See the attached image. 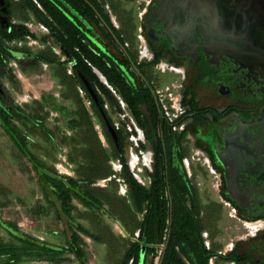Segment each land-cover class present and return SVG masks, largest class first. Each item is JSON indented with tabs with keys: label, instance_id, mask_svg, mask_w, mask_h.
<instances>
[{
	"label": "trees",
	"instance_id": "obj_1",
	"mask_svg": "<svg viewBox=\"0 0 264 264\" xmlns=\"http://www.w3.org/2000/svg\"><path fill=\"white\" fill-rule=\"evenodd\" d=\"M6 1L14 4L18 13L24 12L25 6L31 8L37 15V19L49 27L53 36L72 52L76 63L73 65L72 73L65 78L71 90L65 92L64 96L71 97L75 102V108L71 111L69 119L76 131L71 134L66 133L64 142L59 143L42 123L38 112L24 109L18 104L15 107L0 106V118L4 128L24 156L31 161L48 200L55 204L58 217L65 224L67 234L65 244H56L23 231L17 223L5 219L14 230L0 224L21 243H7L0 240V260L7 257L12 263L24 258L57 260L65 258L67 253H74L80 264H88L86 241L81 234H88L99 241L103 240V235L91 231L76 218L75 210L79 207L74 202L75 199L83 203L89 212L102 211L112 219L122 222L128 236L118 264H152L158 255V264H209L210 257L215 254L219 257L218 264H227V260L233 259L231 252L226 254L217 252L218 248L223 246L222 242L213 241L211 248H208L205 243L203 230L210 231L213 240L221 233L219 220L222 218L224 206L214 199L207 201L196 182V176L188 175L184 164V158L191 149L188 130L174 129V122L170 121L162 110L156 95V86L147 85L149 78L146 71L141 73L145 85L133 82L123 68V64H127L129 59L128 61L122 59L114 51L105 52L96 43H93L96 51L91 49L79 37L81 31L75 29L63 14L60 16L48 2L30 0L28 3L21 4L15 2L16 0ZM93 1L96 6L97 0ZM40 3L46 8L43 18L38 6ZM91 14L97 21H104L114 40L125 46L127 36L122 29L113 24L109 13L94 7ZM14 29V32H9L7 28L0 26V63L4 66L8 65L14 57L9 52L11 46L7 39H26L28 36L36 35L26 24L16 25ZM127 52L135 65L140 67L143 65V63L138 64V57L132 51L128 49ZM38 55L51 65L66 62L61 60L50 46L46 53L39 52ZM160 56L158 54L152 60V64L158 63ZM94 67L105 74L113 89L100 79ZM82 74L92 83L98 99L94 98L88 89ZM79 84L84 88L85 96L81 94ZM119 95L127 102L130 112L142 127L145 123L142 120L141 104L146 103L154 126L158 130L156 135L158 146L154 155L157 162L156 171L150 172L152 175L150 183L140 182L127 162L126 142L129 140L131 131L125 122L117 127L114 119V114L121 109ZM86 98L91 100L90 106L86 103ZM47 101H39V105L42 108L46 107ZM106 103L109 107H106ZM185 103H191L194 110L182 114L176 122L186 120L190 116H198L202 119L195 112L198 108L194 101L187 99ZM94 116L103 125L110 143V150L103 144L93 121ZM15 118H25L28 124L32 122L41 127L53 145L52 153L50 152L52 157L55 155L54 151L58 147L61 148L64 143L74 146L79 153L83 154V158L70 155L71 160L76 163L77 176L61 174L55 165H49L40 160L32 147L34 142L30 140L28 133L16 124ZM109 124L116 130L118 141L115 140ZM93 142L98 144L99 151L95 149ZM141 146L146 147V144L142 142ZM112 158L122 160V171L114 170L110 162ZM115 173L117 176L110 179L107 186L94 184L96 179L109 177ZM117 177H122L126 182L128 186L126 194L119 193L120 181ZM46 183L59 198L62 210L68 216V224L65 223L57 203L51 198ZM0 217L2 218L1 215ZM138 229H140L139 235H136ZM144 247L145 257L143 258ZM179 250L189 262L182 260Z\"/></svg>",
	"mask_w": 264,
	"mask_h": 264
},
{
	"label": "flooded vegetation",
	"instance_id": "obj_2",
	"mask_svg": "<svg viewBox=\"0 0 264 264\" xmlns=\"http://www.w3.org/2000/svg\"><path fill=\"white\" fill-rule=\"evenodd\" d=\"M44 1L81 31L79 37L90 48L103 37L101 27L106 25L92 16L94 7L107 13L111 7L123 6L142 11L138 19L152 59L160 54V60L179 68L184 102L194 101L198 108L195 112L202 117L186 119L185 129L191 141L206 152L220 172L221 193L236 208V216L253 224L226 251L233 256L227 264H264V0H97L96 6L93 0ZM15 2L25 4L30 0ZM38 6L43 18L46 8L42 3ZM0 9V26L9 32L26 23L19 18L14 4L0 0ZM27 9L36 20L35 12L25 6ZM33 31L39 37L36 47L39 49L45 37ZM7 42L10 53L21 52L16 57L19 67L22 64L26 67L33 56L38 60L35 48L33 51L24 48L25 38ZM122 49L119 56L129 59L123 64L129 79L145 85L141 76L145 71L143 65H135L127 48ZM75 63L74 58L72 65ZM142 63L143 60L138 61ZM1 65L8 74L12 70L18 80L12 61ZM2 73L0 79L7 91L6 97L0 93V106L20 105L11 92L14 82H6ZM147 85L153 84L148 80ZM187 104L186 113H190L194 108ZM143 121L146 133L152 135L156 129L153 120L149 122L143 115Z\"/></svg>",
	"mask_w": 264,
	"mask_h": 264
},
{
	"label": "rangeland",
	"instance_id": "obj_3",
	"mask_svg": "<svg viewBox=\"0 0 264 264\" xmlns=\"http://www.w3.org/2000/svg\"><path fill=\"white\" fill-rule=\"evenodd\" d=\"M118 8V7H117ZM21 14V13H20ZM127 18H130L131 13H127ZM138 14H141V10H136L137 15V28L135 29L137 36L140 35L141 29L143 30V25L141 21L138 19ZM25 16V14H22ZM25 18V17H24ZM132 23V22H131ZM33 30L38 32L39 34H43L40 26H37L36 23L33 25ZM124 32L126 35L130 34L129 28L125 27ZM49 35V32H46ZM51 35V33H50ZM48 43V38L46 40ZM33 48L36 49L37 45L32 44ZM49 49V48H48ZM58 54V53H57ZM65 55L62 53L58 54L60 58ZM14 63H19V60H12ZM36 70H41V66L35 64L34 66ZM33 67V68H34ZM49 66L46 69V72L50 73ZM11 71V74H8L7 71H3L2 65L0 63V72L2 76L6 79V82L13 81L14 85L19 87V81L16 80V75ZM12 75V76H11ZM46 78V77H45ZM43 76H39L38 73H34L31 75V85L29 86L28 80L25 79V85L31 87L29 93L30 96L25 101L15 90V87H11V92L15 100H17L20 105L25 109L33 110L39 113L41 116V121L45 124L46 128L52 132L53 137L57 142H64V137L66 133L71 134L75 133L76 129L72 127L70 124V116H65L61 114L60 116H50V111L46 107H41L39 105V101L48 100L49 106L53 108L54 100L57 101L54 97H51L52 92H55V88H46L45 80ZM10 81V84L12 83ZM11 86V85H10ZM45 86V87H44ZM38 95V96H36ZM22 98V99H21ZM43 99V100H42ZM51 100V101H49ZM74 109V108H73ZM118 113L114 114L117 117ZM16 124L30 137H32L33 144L32 147L36 153V148L39 146H45L44 157H40L44 163L49 165H55L58 172H60L57 164L60 162L59 155L63 148L67 149L68 159L71 163H73L74 172L72 174L77 176V172L75 170V161L71 160V157L83 158V154L79 153L74 146H69L64 143L62 149L59 147L54 151L56 154L51 156L53 145L49 140L47 134L38 127L36 124L30 122L28 124L25 118H15ZM93 121L95 123L96 128L106 137L105 142L107 143L108 149L110 150V143L108 142L107 136L103 129V125L99 123V120L94 116ZM91 135L94 137L93 132L91 131ZM89 135V137H91ZM40 143V144H39ZM93 145L96 147L97 151L100 150L98 144L93 142ZM194 147V146H193ZM71 155V157H70ZM83 161V160H82ZM67 174V173H61ZM96 179L95 182H97ZM94 182V184H95ZM207 188L204 189V194L206 197H215L218 196L214 186H212V177H207ZM97 185V184H95ZM100 185V184H99ZM102 186V185H100ZM58 198V197H56ZM55 199V196H54ZM79 208L75 210V216L77 219L84 220L88 227L91 230L99 233V235H104V237L110 235L111 226L110 221L112 218L105 214L102 211L89 212L86 206L81 203L79 200H74ZM0 215L4 219H9L15 223H17L23 231L29 232L34 235H44L46 240L52 241L56 244L66 243L67 237L63 234L65 232V224L62 219L58 217L57 210L55 204L51 203L47 195L44 191V187L38 178V174L34 169L31 161L24 156L21 150L17 147L14 140L11 138L7 130L3 126V122L0 118ZM244 217L239 216H229L226 215L224 219H222L220 225L222 228V232L220 235H217L216 239L221 240L223 243V247L221 250H224V246L232 247L234 243H236L237 238H240L242 235L246 234L249 229L245 226ZM117 226V224H116ZM118 227V226H117ZM46 234H45V233ZM82 235V234H81ZM84 239H86L85 246H87V250L89 251L92 258H95V253L98 254V260L103 258L102 261H97V264H104L106 261H109L110 256H106L105 250L98 244L95 243V240L88 235H82ZM0 240L7 243H21L15 239L14 235L8 232V230L0 224ZM112 243V242H111ZM220 249V248H219ZM230 250V249H229ZM111 254V251H110ZM70 257L69 264H77L74 261L77 259L74 253H67L65 257ZM0 264H57L54 260L51 259H23L19 262L12 263L10 259L7 257L5 259L0 260ZM231 264V262L229 263Z\"/></svg>",
	"mask_w": 264,
	"mask_h": 264
},
{
	"label": "crops",
	"instance_id": "obj_4",
	"mask_svg": "<svg viewBox=\"0 0 264 264\" xmlns=\"http://www.w3.org/2000/svg\"><path fill=\"white\" fill-rule=\"evenodd\" d=\"M109 1L111 2V0H109ZM23 11L24 12H22L21 14L18 13V16H19L20 19L25 20V22H26L25 24L28 25V27L30 28L31 31H33V25L35 23H36L37 26H40V28H41L40 24L43 23V22H37V19L36 20L34 19L30 9H27V11L26 10H23ZM127 13H131V15H130L131 17L130 18H127V15H128ZM22 14H25V16H22ZM109 15L111 16L113 24L117 28L122 29L123 33L126 35V33L124 32V28L127 27V28H129L130 34L126 35L127 38H126L125 46H124V45L120 44L119 42H117L116 40H114L111 37L110 32H109V30H108L106 25L104 26V28L101 27V31L103 33V37L100 38L99 41L103 45V47L105 49L104 50L103 48H101L103 51L107 52V51L110 50V51L116 52L117 54L123 53V49L122 48H124V49L127 48V50L129 49L130 51H132V53L135 54L136 57H138V61H142L143 60V68L145 69L146 73L148 74V78H149L150 82L156 87L164 86V85H166V84H168L170 82H173V81L181 79L182 73L180 71H177V70H174V69H169V68L164 70L160 66H158L159 62L156 63V64H152V60H153L152 58H144V57L141 56V47H142V44L144 42L141 40L139 35L137 36V33L135 31V29L137 28L136 10L132 9L131 7H125V6L118 7V8L111 7ZM132 20H134V21H132ZM133 28H135V29H133ZM41 30H42V33H43L45 38H44L43 46L41 48H39V49L38 48L36 49L37 50L36 53H37V56H38V60H37V58H35L33 56V59H31V62L28 61V64L26 65V67H25V65L23 66V64L20 65V67H19L18 63H16V62L14 63V61H12L13 59L16 60L17 59L16 57L18 55L13 54L15 56L12 58L11 61L16 65L17 73H18V81H19V87L17 88V86H15V85L13 87H15V90L18 93V95H20L26 101L27 98L31 94V93H29L30 90H31V87L28 88V86L25 85V79L28 80V83H29V86H30L31 85V82H30L31 79L30 78H31L32 74L38 73L39 76H43L44 78L46 77L45 80H47V82L45 83V86L48 89L49 88H55V92L54 93L52 92L51 97H54L55 99H57V101L54 100L53 108L51 106H49L50 104H49V102H47L48 104H47L46 108L50 110V116L52 117V112L57 113V115H59V116L61 114L65 115V116H69L71 111L73 110V108H75V102H74V100L71 97H65L64 96L65 92H68V91L71 90V88L68 86L67 82L65 81L66 80L65 78L68 76L69 73H72V71H73L72 70L73 65L70 62H72V61L74 62V58L71 56L72 52L70 50H68L65 47V45H63L57 39V37H54L52 33H51V35H47L46 31L43 30L42 28H41ZM40 35H42V34H40ZM38 38L39 37L37 35L31 36V37L28 36L25 39V47L24 48L27 49V50L33 51L32 44H36L38 46L39 45ZM47 38H48V43H46ZM52 38H54V39L56 38L58 43H60L64 47V49L62 48L61 50H57L54 47L53 43H52ZM49 46L56 53H58L60 55L62 53H65V55H63L62 58H60V59L66 61V62H64L63 64L56 63L54 65H51L49 62H46L43 59H41L39 57V55H38L39 52L46 53L48 51ZM91 48L94 51H96L94 46L91 47ZM65 57H68V59L65 58ZM69 60H72V61L69 62ZM35 64L40 65L42 69L41 70L40 69L36 70V68L34 67ZM49 66H51L50 67L51 70H50V73L48 74L46 72V69ZM95 68H97V67H94V70H95ZM136 78H140V80H142L140 75H136ZM5 81H6V79H5ZM106 84L109 85L110 84L109 81ZM78 87H79V90H80L81 94L83 96H85L84 88L80 84L78 85ZM36 96H38V95H36ZM86 103L88 104V106H90L91 100L86 98ZM141 108L143 110V115L146 116V118H147V120L149 122H150V120L152 122V116H151V112L149 110V106L146 103H142L141 104ZM143 115H142V120H143ZM117 117H118V115H117ZM117 117L114 116V119H116ZM124 122L125 121H123V123ZM157 134H158V130L157 129H155V131L153 132L152 135L151 134H147L148 139L150 140V142L153 145H155V141H157V137H156ZM100 137H101V139L103 141V144L105 146H107V143L105 142L106 137H104V135L102 133H101ZM29 138L32 141L34 140L30 136H29ZM189 138L191 139L190 136H189ZM157 144H158V142H157ZM193 146H194V144L191 141L190 153L187 156H185V157H189L190 158L191 175H190L186 165H185V168H186V170L188 172V175L190 177H192L194 175L196 176V182H197L198 186L200 187V189L204 193L205 192L204 189L207 188V185L209 184V182H207V177H210V178L212 177V186H213V176H212V174H211V172H210V170H209V168H208V166L206 164L202 163L201 160L193 158V156H192ZM62 147L59 148V149H62ZM126 148H127V144H126ZM36 150H37L36 154L39 157H42V156L44 157V153L46 151L45 150V146H43V147L39 146V147L36 148ZM56 155L59 156V152H57ZM150 172L151 171L149 169H146L144 171V174L145 175H151ZM111 176H109V177H111ZM103 178H107V177H103ZM98 179H102V178H98ZM150 182H148V183H150ZM107 185H108V183H107ZM107 185H105V186H107ZM127 190H128V186H127ZM127 190L125 192L122 191V186H121V182H120L119 193L126 194ZM216 192L218 193V196H215V197H206L205 196V197H206L207 201L209 199H214V200H217V201L221 202L223 204V206H224V212H223L222 218L219 220V228L221 229V232H222V228H221V225H220L222 219H224V217L226 215H228V214H229V216H232V217L235 216V215L232 213L231 208L224 203V201L222 199V195L217 190H216ZM190 202H191V200L189 199V203ZM79 220H81V219H79ZM81 221L88 227L87 223L84 220H81ZM116 224H117L118 227L116 226ZM110 226H111V229H112L110 235H108L107 237L106 236L104 237V235H103V240H100V241L96 240L94 238L93 239L95 240L96 244L100 245L105 250L106 256H110L109 261H106L104 264H118V260L121 258L122 252H123V250L125 248L124 246L127 243L126 242V237L128 236V234L126 233V231H125V229L123 227V224H122V222L120 220L112 219V221H110ZM88 228L90 229V227H88ZM91 231H93V230H91ZM139 231H140V229H138L136 231V235H139ZM93 232H95V231H93ZM203 232H208V238L207 239L209 240V244H210V246H207L208 248H211V246L213 244V241L222 242L221 240L216 239V237H218V236L214 237V240H213V238L210 236V231L203 230ZM63 234L67 237V234L65 232ZM83 234H85V233H82V235ZM85 235H88V234H85ZM218 235H220V234H218ZM37 236L42 238V239H46L44 235H37ZM204 238H205V236H204ZM66 241H67V239H66ZM85 241H86V239H85ZM50 242H52V241H50ZM205 243H206V238H205ZM63 244H65V243H63ZM86 247L87 246H85V248ZM219 248H218V251H217L218 253H226V251H229V249H230L226 245L224 246V250H221V247H219ZM86 250H87V248H86ZM110 251H111V254H110ZM178 253H179V256L182 258L183 261L189 262L188 259L185 257V255L180 250L178 251ZM87 254H88V264H97V261H96V260H98L97 252L94 255L95 258L91 257V255H90L88 250H87ZM211 257H212V262L210 260ZM211 257L209 259V264H218V262H219L218 254H215V255H213ZM69 260H70V257L68 258L66 256L63 259H57V260H54V261L57 262V264H69L68 263ZM103 260L104 259L101 258L98 261H102L103 262ZM158 261H159V259L156 260V258H155L152 261V264H158ZM74 262L77 263V264H80L78 259H76Z\"/></svg>",
	"mask_w": 264,
	"mask_h": 264
},
{
	"label": "built area",
	"instance_id": "obj_5",
	"mask_svg": "<svg viewBox=\"0 0 264 264\" xmlns=\"http://www.w3.org/2000/svg\"><path fill=\"white\" fill-rule=\"evenodd\" d=\"M142 14V11H141ZM41 28L45 30L46 32L51 33L49 27H47L44 23H41ZM140 38L144 42L141 47V56L144 58H152L153 54L149 50L147 43H146V38L144 36V32L141 29L140 33ZM31 37V36H30ZM35 39V38H34ZM71 64H73L71 62ZM158 66H160L162 69H176L178 70L179 68H176L174 65H170L167 63L165 60L161 59L158 63ZM109 86L113 89V86L109 84ZM184 85L182 80H176L173 82H170L164 86L156 87V95L158 97V100L161 104L162 110L164 111L165 115L170 119V121L174 122V129L176 130H183L185 129L187 125V120H183L181 122H176V120L184 113L188 111V104L184 102V91H183ZM115 91V90H114ZM120 99L121 103V109L118 110V117L115 119V124L117 127L121 126L123 121H125L127 128L131 131V134L129 136V140L126 142L127 148H126V158L127 162L130 165L131 170L133 171L134 175L137 177V179L146 184L150 181H152V176L151 175H145L144 171L146 169H149L151 172L156 171V160L154 158V155L157 151V148L155 149L154 145L150 142L148 139L146 130L144 127L139 125L138 121L135 119V117L132 115L128 108L127 102L119 95L118 96ZM106 107H109V104L106 103ZM52 115L56 116L57 113L52 112ZM145 143L146 147H142L141 143ZM152 145V150L149 159L147 160L145 155L148 153L150 150V146ZM130 154L133 158L130 157ZM136 156V157H135ZM193 158H196L198 160H201L202 163L206 164L213 176V186L214 188L222 195L221 193V175L218 169L212 164L209 156L206 154V152L198 147L195 146L193 147V153H192ZM60 157V162L57 164V167L59 168L61 173H67L69 175H73L72 172H74V165L71 163L68 159V153L67 149L63 148L61 150V153L59 155ZM114 170L116 172H119L123 169V162L120 158H112L110 160ZM184 163L191 175V170H190V158L185 157L184 158ZM117 173L112 175L111 177L107 178H102L98 179L95 184L97 185H102L105 186L107 185L108 181L112 179L113 177H116ZM117 179L121 182L122 186V191L127 190V184L124 181L122 177H117ZM222 199L224 203L229 206L232 210V213L236 216V208L232 205L231 201L224 197L222 195ZM250 221L244 220V224L247 228L251 229L253 228L251 226ZM203 235L206 238V244L207 246H210L208 238V232H203ZM231 248V247H229ZM162 249H159V252L161 253ZM159 259V255L156 257V260ZM211 262H212V257H211ZM231 264H233L231 262Z\"/></svg>",
	"mask_w": 264,
	"mask_h": 264
},
{
	"label": "water",
	"instance_id": "obj_6",
	"mask_svg": "<svg viewBox=\"0 0 264 264\" xmlns=\"http://www.w3.org/2000/svg\"><path fill=\"white\" fill-rule=\"evenodd\" d=\"M4 2H5V0H1V3H4ZM49 35H50V34H49ZM94 41H95V40H94ZM95 42H96L97 45H99L101 48L104 49V47H103V45L100 43V41L96 40ZM62 47H63V46H62ZM63 49H64V47H63ZM104 50H105V49H104ZM15 54H16V55H19V54H21V52H18V53L15 52ZM65 58H68V57H65ZM99 71H101L99 68H95V72L99 75L100 79H101L102 81L108 83V79H107V77L105 76V77H106V80H105V79L102 77V75L99 73ZM101 72H102V71H101ZM102 73H103V72H102ZM103 74H104V73H103ZM104 75H105V74H104ZM82 77H83V79H84V81H85V83H86L88 89L90 90V92H91L92 95L94 96V98L98 99V94H97L95 88L93 87L92 83L89 81L88 78L85 77L84 74H82ZM131 77H132V79H134L133 75H131ZM6 91H7L6 86H5V84L3 83V81L0 79V93H1L4 97H6ZM109 127H110V129H111V132H112V134H113L115 140L118 141V135H117V133H116V130L114 129V127H113L111 124H109ZM154 147H155V149L157 148V141H155V145H154ZM46 185L48 186L47 188H48V191L50 192L51 198L57 203V206L59 207V209H60V211H61V213H62V216H63V218H64L65 223L68 224V216H67L66 213L62 210V206H61V203H60L59 198H56L57 195L52 191V189L50 188V186L48 185V183H46ZM54 196H55V199H54ZM0 223H2L5 227H7V228H9V229H11V230H14L13 227H11V226L9 225V223H8L5 219H3V218H1V217H0ZM142 256H143V258H144V256H145V247L143 248Z\"/></svg>",
	"mask_w": 264,
	"mask_h": 264
},
{
	"label": "bare ground",
	"instance_id": "obj_7",
	"mask_svg": "<svg viewBox=\"0 0 264 264\" xmlns=\"http://www.w3.org/2000/svg\"><path fill=\"white\" fill-rule=\"evenodd\" d=\"M52 43H53V45H54V47L57 49V50H61L63 47H62V45L60 44V43H58V41L56 40V39H54V38H52ZM99 73L102 75V77L106 80V77H105V75L101 72V71H99ZM25 96V95H24ZM196 131V130H195ZM151 150H152V145L150 146V150L148 151V153H146V155H145V157H146V159L148 160L149 159V157H150V154H151ZM131 156H133L132 154H130V157ZM136 157V156H135ZM132 158V157H131ZM134 158V157H133ZM133 158H132V160H133ZM252 227H253V224L251 225Z\"/></svg>",
	"mask_w": 264,
	"mask_h": 264
}]
</instances>
